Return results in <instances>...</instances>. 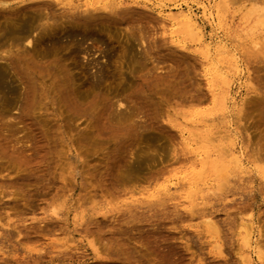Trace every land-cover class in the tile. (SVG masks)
<instances>
[{
  "label": "rangeland",
  "instance_id": "obj_1",
  "mask_svg": "<svg viewBox=\"0 0 264 264\" xmlns=\"http://www.w3.org/2000/svg\"><path fill=\"white\" fill-rule=\"evenodd\" d=\"M82 1L0 0V264H264V39L230 17L264 0H221L223 27L197 6L218 0ZM180 3L210 59L165 19ZM183 113L231 141L186 146ZM204 146L224 176L188 173Z\"/></svg>",
  "mask_w": 264,
  "mask_h": 264
},
{
  "label": "bare ground",
  "instance_id": "obj_2",
  "mask_svg": "<svg viewBox=\"0 0 264 264\" xmlns=\"http://www.w3.org/2000/svg\"><path fill=\"white\" fill-rule=\"evenodd\" d=\"M57 2L59 4L60 3L63 4L65 2L70 4V0H57ZM99 2H100V0H83L81 6H84L85 10H86V8L88 6H91V7H93V9H96V7H94V5L96 3H99ZM221 2H222L221 0H218L213 5V8H211V6L208 5L209 1H207L206 3H201L200 5H197L201 9L202 16L206 20H208L209 22H212L216 18L217 23H215V22L214 23L217 24L218 27H223L224 24H226V21H225L226 19L225 18L227 17V14H228V11H229L228 5L226 3H221ZM252 2L248 6H244L243 8H239V9L236 8L235 10H232L230 12V17L232 18L235 15V13L238 12L239 13L238 14L239 15V17H238V25H237L238 32H241L243 34V36L246 39H248L249 41H251L253 44H257L259 38L264 39V4H260L261 2L260 3H256V2L252 3ZM262 2H263V0H262ZM2 3H6V1H3ZM158 4L160 5V2ZM166 7H169V6H166ZM43 8H45V7H43ZM172 8L178 9V11H177L178 14L177 15H167V16H165V19L168 22H171V24L176 23L175 31L183 33L186 37H188V38L190 37V39L192 38L194 40H197L200 43L199 52L202 54V57L207 59V60L210 59L211 46L209 45L208 42H203L202 34L199 32L198 28L196 27V23L194 21V18L191 15V13L188 12V11L185 12V13H182L181 12V9H182V4L181 3L180 4H173ZM178 15H182L184 17V19H185L184 25H179V23H178L179 22L178 21L179 20ZM45 18L48 19L49 17L47 15H45ZM39 24H40V22H39ZM30 31H29V29L28 30H24V31L21 30L20 31L21 40L23 39V40H27V42H29L30 41L29 37H30V34H31ZM21 40H20V42L17 41V43H15L16 41L14 42V45L16 46L17 49L19 48L18 44L19 43L21 44ZM12 42H11V44H12ZM216 51L224 53V52H229V49L225 48L224 45H218L216 47ZM1 52H5V56L1 55ZM11 55H13V54H12V51H11L10 47L7 48V49L4 48V50L0 49V58H11ZM8 65H10V63H8ZM228 66L234 67L235 64L233 62H231V63H229ZM2 69L3 68L1 66L0 70H2ZM217 74L218 73L216 71H214V75H217ZM223 82H224V85H225L226 88L220 94H215V95L213 94V99L217 102L218 106H220V107H222L224 105V103H225L224 102V97H225V94L228 93L227 88L229 86V84H228L229 81L228 80H224ZM231 99L233 100L234 98L232 97ZM179 118H180V121L177 124V130H178L181 142L184 143L186 146H190L191 145V143L195 140L194 137L201 138V141L203 143H205V144L210 142V141H212V140H217V141H221L222 139L230 140L229 139L230 135L227 134V133L223 134L221 136H218V137H214V136L210 137L209 135H207L205 133L206 132L205 124L202 123V119H199V117H196V116H193V115L191 116V114H189V113H183V114H181L179 116ZM202 149H203V152H204L203 156H201V154H199L198 151H194L193 152L194 158H193V161L189 164V166L187 168L189 170L188 173L191 172L196 167V165H197L196 160H197L198 163H199V166L211 164V166H213L212 168L214 169L215 173L219 175L221 173V170H220L219 166L218 165H212V163H210L211 162L209 160V156L210 155L207 154L206 147L204 146ZM223 150H224V154L226 156H229L231 162L235 163L234 161L238 160V156L234 153V144L233 143H230L229 146L224 148ZM236 163H237V161H236ZM262 171L264 172V168H263ZM223 174L222 175L220 174V176H224ZM128 175H129V173L127 175H125V177H127ZM184 177H185L186 180L184 181V183H180L179 186H182L184 184H186L188 186L187 198H188V201L191 202L192 200H196L197 199L196 193L199 191V189L197 188V184H198L197 179H199V178H197V177L194 178L193 174H191L190 176H186L185 175ZM174 186H178V185L174 184ZM219 186H221L220 188H222L223 184L219 183ZM54 211H55L54 214H56L57 210H54ZM210 219H207L205 223H207V222L210 223ZM204 221H202V222H204ZM247 226H248V223H247L246 227ZM211 227L212 226H210V228ZM250 238H251L250 232L249 231L245 232V234L242 237V244L244 246H248L249 243H250Z\"/></svg>",
  "mask_w": 264,
  "mask_h": 264
}]
</instances>
